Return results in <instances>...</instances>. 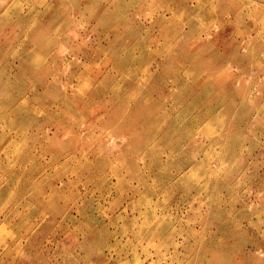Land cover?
Masks as SVG:
<instances>
[{"label": "rangeland", "instance_id": "obj_1", "mask_svg": "<svg viewBox=\"0 0 264 264\" xmlns=\"http://www.w3.org/2000/svg\"><path fill=\"white\" fill-rule=\"evenodd\" d=\"M0 264H264V0H0Z\"/></svg>", "mask_w": 264, "mask_h": 264}, {"label": "bare ground", "instance_id": "obj_2", "mask_svg": "<svg viewBox=\"0 0 264 264\" xmlns=\"http://www.w3.org/2000/svg\"><path fill=\"white\" fill-rule=\"evenodd\" d=\"M148 6V5H147ZM106 10V9H105ZM104 13V12H103ZM104 15V14H103ZM104 18H102L101 20H103ZM106 23V22H105ZM17 46H18V44H17ZM25 51V50H24ZM11 55V54H10ZM13 99V98H12ZM31 107V106H30ZM23 110V109H22ZM14 113H16V112H14ZM54 119V118H53ZM214 131V130H213ZM26 133V132H25ZM169 147V146H168ZM206 147V146H205ZM196 152V151H195ZM194 155V154H193ZM189 161V160H188ZM190 162L192 163L193 161H191L190 160ZM183 169V168H182ZM160 170V169H159ZM161 171V170H160ZM179 175H180V172L178 173ZM182 174V173H181ZM177 177H179V176H177ZM176 178V177H175ZM174 178V179H175ZM174 179H171V182H173L174 183ZM178 185H179V187H181V188H185L184 186L185 185H183L182 183H181V181H180V179L179 180H177V182H176ZM176 185V184H175ZM177 187V186H176ZM186 188H188V187H186ZM191 188V187H190ZM192 191V190H191ZM190 192V191H189ZM117 207V206H116ZM203 239V238H202Z\"/></svg>", "mask_w": 264, "mask_h": 264}]
</instances>
